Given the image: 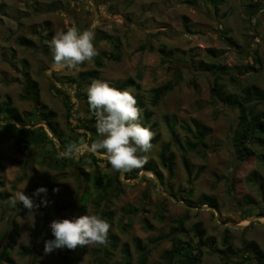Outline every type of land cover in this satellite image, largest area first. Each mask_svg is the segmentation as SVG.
Masks as SVG:
<instances>
[{"label": "rangeland", "instance_id": "obj_1", "mask_svg": "<svg viewBox=\"0 0 264 264\" xmlns=\"http://www.w3.org/2000/svg\"><path fill=\"white\" fill-rule=\"evenodd\" d=\"M246 1L224 0L215 13L206 0H0V104L9 97L12 107L20 115L33 121L38 119L36 116L30 118L34 113L33 103L22 98L23 73L27 71L37 83L41 103L47 110L55 112L57 131L64 136L71 131L82 132L83 124L95 127L94 114L79 99L87 93L92 81L116 82L133 78L141 86L139 93L144 97L146 108L152 112L151 122L156 124L153 149L147 154L146 165L155 167L163 175V182L157 185L152 175L144 170L139 173L143 174L139 180H126L125 174H118L123 186L116 198L110 197L109 204L105 202L112 213L109 233L118 238L116 248L57 249L45 255L44 242L54 237L42 231L40 213L34 209L29 213L25 208L12 211L9 208L11 200L18 199L17 194L22 191L31 199H45L43 195L33 194L38 188H46L60 173L63 176L55 188L59 191L46 197L50 225L53 220L76 218L73 203L85 193L88 196L84 215H99L94 205L97 194L92 183H86L76 170L57 164L60 153L51 143L34 145L28 150H23L22 144L17 148L15 142L20 132L16 128L33 130L43 125L38 122L31 126L21 125V128L20 124H14L16 128H12L4 126L12 123L0 115V182L3 184L0 194L4 198L0 199V246L7 243L2 237L9 230V219L15 218L18 234L7 253L13 264H64L62 257L74 260L75 264H101L103 254L105 264H124L125 245L130 251L131 264H138L136 240L148 251L146 264H159L163 262V252L171 248V242L156 239L168 235L174 221L186 215L185 210L189 211L190 217L184 226L188 233H192L194 223L200 222L206 235L214 237L219 246L223 230L228 229L234 248H239L244 240L252 241L264 253V218L254 219L256 216L250 215L252 208L243 203L248 197L260 201L258 187L248 181V176L256 171L264 181V164L259 160L264 148L252 145L254 156L245 162L235 161L230 145L235 110L213 103L209 75L197 73L190 64L183 62L189 63L188 60L192 59V65L202 62L225 67L226 73L219 84L226 93H237L239 86L246 84L264 90V1L258 0L262 10L250 20L244 13ZM71 26L81 31H93V44L98 52L113 53L112 43H118L120 61L102 58L99 77L88 80L89 83L81 82L80 74L94 71L93 62L84 63L72 71L53 68L48 42L56 32L66 31ZM19 37L32 40L37 49L19 45ZM108 37H115L116 41L112 42ZM256 52L260 54L262 65L253 63ZM164 61L170 62L164 64ZM231 78L240 80V85L233 87ZM169 81L174 82L172 91L153 107L150 90ZM54 87H58L63 96L55 94ZM133 94H136L135 89ZM64 96L69 99L70 118H67L63 106ZM165 117L173 124L181 142L185 138L194 141L186 137L180 126L182 123L191 126L195 121L211 130L205 137V144L217 148L200 158L171 146L175 156L172 178L167 176L158 159L162 146L171 142L163 120ZM44 130L59 147L54 134L47 128ZM86 153L90 152L80 156ZM183 157L188 161L191 178L182 165ZM81 167L88 174L96 173L84 163ZM96 169L115 176L110 165L98 163ZM196 174L198 177L193 178ZM168 196L191 210L174 203ZM201 197L216 200L218 223L245 228H223L215 223L213 211L197 208ZM182 198L184 201H180ZM62 206L68 208L57 212L56 209ZM260 209L254 207L255 214H264V207L260 206ZM17 212L21 214L17 215ZM144 220L153 227L152 230L143 226ZM201 261V264L222 263L218 256L207 251Z\"/></svg>", "mask_w": 264, "mask_h": 264}, {"label": "trees", "instance_id": "obj_2", "mask_svg": "<svg viewBox=\"0 0 264 264\" xmlns=\"http://www.w3.org/2000/svg\"><path fill=\"white\" fill-rule=\"evenodd\" d=\"M206 3L216 13L219 10V6L224 3V0H206ZM261 10L262 8L258 0H247L244 4V13L246 14L248 20L252 18L254 19ZM223 33L225 34V32ZM49 35L47 36V38H49ZM108 39L112 42L116 41L115 37H108ZM18 44L30 49H37L35 43L25 37H19ZM112 47L113 53L98 52L99 55L96 56L92 61L96 69L87 73H81V82L89 83L90 81L88 80H93L99 77L100 70L103 67L102 58H105L107 61H120V54L119 52H117L119 49V44L112 43ZM191 60L192 59L188 60L189 63H186V61L183 62L186 65L190 64V67L195 72L206 73L211 78V80L209 81L211 101L215 104H221L227 109L235 110L236 120L235 125L231 130L230 145L236 162L247 161L250 157L255 155V151L252 149V145H256L259 148H264V90L252 84L240 85V80L231 78L230 82L233 83V87L236 88L240 85L238 88L239 91L237 93H226L223 90V87L219 84L221 78L226 73L225 67L215 66L213 64H205L202 62L192 65L190 62ZM165 62L168 63L170 61H164V64ZM253 63L262 65L260 54L258 52L255 53ZM168 68L171 69L170 66H168ZM185 69H188V67ZM107 83L111 87L119 89L121 91L128 89L136 90V94L133 95L137 100V106L141 109V117L139 123L143 127L149 128L154 133L156 124L151 122L152 112L146 108L144 97L139 93V91L141 90V86L133 78H128L125 81ZM80 86H78L77 88L78 92L80 91ZM173 86L174 82L169 81L159 87L150 90V104L153 107L157 106L159 101L166 94L172 91ZM53 90L55 94L63 96L61 90L58 87H54ZM22 98L33 103L34 113L30 115V118L36 116L38 119L33 121L32 119L30 120L24 118V116L20 115V113H18V111L12 107L11 100L8 97L6 101L0 104V115L4 117V120L10 121L12 124L4 126H11L12 128H16V124L31 126L37 124L38 122H44L47 125L48 129L54 134V139L57 140L59 147L57 148L54 144V141L50 140V137L44 130L45 128L40 126L33 130L16 128L15 130L20 132V136L15 142L17 148L22 144V149L28 150L34 145L37 147L42 144L45 145V142H48L51 143L57 151H59L58 153H61L69 144L78 142L80 139H84L89 145H91V143L97 141V139L99 138L96 133L95 127L87 126L85 124L81 125L80 129H82V132L71 131L64 136H61V134L57 131V125L55 123V112L47 110V107L41 103L37 83L30 78L27 71H24L23 73ZM63 98V106L66 109L68 115L67 118H70L72 115L70 113L71 110L68 105L69 99L67 98V96H64ZM79 99H81V101H83L88 107L86 94L80 96ZM89 112L92 113L90 110ZM163 120L166 124L171 142L166 143L162 146L161 151L158 155V159L160 166L169 178H172L174 175L175 164V156L170 150L171 146L178 147L182 152H191L200 158H204L209 150L211 151L212 149L213 151H215L217 149L216 147L214 149L212 147H208L205 144V137L208 136L211 132L209 128L199 126L195 121H192L191 126L182 123L180 126L181 131H183L186 137H190L194 141L185 138V140L181 142L180 137L176 133L173 124L168 121L167 117H165ZM93 123L96 122L93 121ZM88 133H91L90 137L88 136ZM97 153L103 155V150H99ZM58 156L59 158L57 164H59L62 168H70L76 170V174L80 177H84L86 183H92L93 188L97 194L94 201L95 208L99 216H104V219L107 220V222L110 224L112 220V213L108 211V200L110 199V197L116 198L117 194L121 190V187L123 186L118 179L119 173L115 172V176H113L106 171L96 169L98 163H104L105 165L109 164L106 159L97 158L92 152L86 153L83 156H79L78 159L75 157L64 158L60 155ZM259 160L264 164V154H261L259 156ZM181 162L188 177L191 178V171L187 159L183 157L181 158ZM82 163L88 165L91 168H94L96 173H86L84 171V168L81 167ZM143 170L150 171L158 178L160 183L163 182V175L161 174V172L150 165H145L142 169H137L126 173L125 176L128 177L126 178V180H128L129 178H136ZM198 175L199 174H196L193 178H197ZM62 176L63 175L59 173L58 175L54 176L48 183L46 187L48 196L53 193V189L57 187V184ZM248 181L252 182L258 187V190L260 192V201L256 202L248 197L244 199V206L252 208L250 215L264 217V214H255L254 212V207H256L259 211H261L260 206L264 207V181L261 175L256 171L250 173V175L248 176ZM2 186L3 184L0 182V187ZM171 194L174 195L173 193ZM5 196L7 197L8 195ZM87 196L88 194L85 193L81 196V198H79L77 202L73 203V209L74 212L77 213V217L85 214L84 203L87 202ZM0 199L4 200L1 194ZM41 200L42 199L39 198L32 199L34 205L36 206L33 209L37 210L40 213L42 220V231H45L48 234L51 233V229L49 227L50 217L48 205L45 206L44 204H42ZM106 201L108 202L107 205L105 204ZM180 201H184L183 198ZM187 202L188 204H191L189 201ZM198 202L199 205L197 206V208H200L204 205L216 209L218 208L217 202L214 198L201 197ZM9 208L12 211H17L23 209L24 206L21 203H17L16 206H13L12 204ZM66 208L68 207L62 206L57 208L56 211L61 212ZM132 211L135 212L137 210ZM138 212L139 211H137V213ZM185 212V216H182L174 221V227L171 228L168 235L161 236L156 239L157 241L168 239L171 242V248L163 252L161 256L163 262L159 264H201V260L204 255L203 250H207L209 254L219 256V259L222 262L221 264H264V253L256 243L244 240L241 242V246L239 248H234L232 237L229 235L228 229L223 230V235L219 246L216 245V240L214 237H209L206 235V231L202 227V224L200 222H196L191 226V232L193 234L188 233V231L185 230L184 226L185 223L189 221L190 217L188 215L189 211L185 210ZM20 214V212H17V215ZM224 224H226V222H224ZM143 226H146L147 230L153 229V227L146 220L143 221ZM17 234L18 227L15 222V218H10L9 230L2 237V240L7 239V243L4 245V247L0 246V264H2L3 262L13 264L12 260L8 258L7 253L11 248L10 244L14 242V238L17 236ZM117 243L118 238L108 233V242L106 245H104V247H110L111 249H114L116 248ZM135 244L136 252L138 253L139 257L138 264H146L148 256L147 249H144L141 246L139 240H136ZM22 250H24V248H22ZM24 253L26 254V251ZM103 256L105 258L104 254L101 255V264H105ZM130 256L131 255L128 246L125 245L123 249L124 264H131ZM61 259L64 264H75L74 260H69L67 257H62Z\"/></svg>", "mask_w": 264, "mask_h": 264}, {"label": "clouds", "instance_id": "obj_3", "mask_svg": "<svg viewBox=\"0 0 264 264\" xmlns=\"http://www.w3.org/2000/svg\"><path fill=\"white\" fill-rule=\"evenodd\" d=\"M95 33L81 31L75 26L58 31L48 42L53 68L77 70L84 63H90L99 55L93 44ZM133 90L111 87L107 82L94 80L87 88V105L96 118L95 129L101 139L89 145L84 139L69 144L60 153L64 158H79L84 152L97 153L103 150L110 170L121 174L142 169L148 162V153L153 149L154 133L140 123L141 109ZM91 136V133H88ZM59 189H53L58 192ZM34 196L43 195L41 203L47 205V189L38 188ZM11 203H21L32 213L36 207L24 192L17 194ZM52 240L44 242V254L57 249L75 250L78 247L104 246L108 242L111 225L99 215H81L72 219L53 220L50 225Z\"/></svg>", "mask_w": 264, "mask_h": 264}, {"label": "water", "instance_id": "obj_4", "mask_svg": "<svg viewBox=\"0 0 264 264\" xmlns=\"http://www.w3.org/2000/svg\"><path fill=\"white\" fill-rule=\"evenodd\" d=\"M16 125H18V124H16ZM38 125H43L45 128L48 129L47 125H46L44 122H39ZM18 126L21 127V128L23 127V126H21V125H18ZM48 131H49V130H48ZM49 133H50V136L53 138V134H52L50 131H49ZM57 147H58V146H57ZM94 155H95L96 157H98V158H102V159L104 158V156H102V155H100V154H98V153H94ZM142 173H144V172H142ZM146 173L151 174L152 177L155 179L157 185H159V180H158V178H157L153 173H151V172H149V171H147ZM120 174H121V173H120ZM142 175H143V174L138 175V177L135 178V179H136V180H139V179L141 178ZM163 193L165 194V192H163ZM165 195H167V194H165ZM168 197H169L174 203L179 204V205H182V206L185 207L186 209L191 210V208H190L189 206H187V205H185V204L178 203L174 197H172V196H168ZM200 209L213 211V212L215 213V217H214L213 220H214L215 223H218L216 217H218L219 214H218V212H217V210H216L215 208L208 207V206L205 205V206H202ZM258 218H264V217H260V216H258V217H254V219H258ZM218 224H219L221 227H223V228L231 227V228H234V229H241V228L244 227V226H241V225H229V224H223V223H218Z\"/></svg>", "mask_w": 264, "mask_h": 264}, {"label": "crops", "instance_id": "obj_5", "mask_svg": "<svg viewBox=\"0 0 264 264\" xmlns=\"http://www.w3.org/2000/svg\"><path fill=\"white\" fill-rule=\"evenodd\" d=\"M256 217H258V216H256ZM250 225H251V224H250ZM243 228H245V227H243ZM243 228H241V229H243ZM203 251L205 252V251H207V250H203ZM211 255H212V254H211ZM216 256H217V255H216ZM218 257H219V256H218ZM219 260H220V259H219Z\"/></svg>", "mask_w": 264, "mask_h": 264}]
</instances>
